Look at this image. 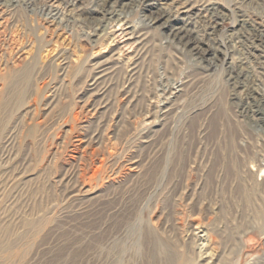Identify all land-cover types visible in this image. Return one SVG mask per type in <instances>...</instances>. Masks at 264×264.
Listing matches in <instances>:
<instances>
[{"label": "rangeland", "instance_id": "374dc122", "mask_svg": "<svg viewBox=\"0 0 264 264\" xmlns=\"http://www.w3.org/2000/svg\"><path fill=\"white\" fill-rule=\"evenodd\" d=\"M13 1L16 18L0 8V264H147L155 232L171 247L157 264H197L231 232L227 212L246 231L229 264L264 260V225L235 189L249 170L264 183V0H194L206 61L140 0L110 21L99 0ZM99 62L112 68L95 88Z\"/></svg>", "mask_w": 264, "mask_h": 264}, {"label": "bare ground", "instance_id": "6f19581e", "mask_svg": "<svg viewBox=\"0 0 264 264\" xmlns=\"http://www.w3.org/2000/svg\"><path fill=\"white\" fill-rule=\"evenodd\" d=\"M122 1H124V0H99L101 10H97V12L101 13L102 15H101V17H97L96 19L99 21H107L108 19H109V21L112 20L114 18V11H113L114 3L117 4V3H121ZM140 1L142 2L144 9H146L150 14L153 15L151 22L154 24L156 22H162L161 24L170 30V34H171V37L173 39L182 43L186 48H188L190 51L194 52L195 54H199L200 57L205 61L215 58L216 53L213 52L214 47L211 46L210 44H208L206 35L203 34L202 30L197 25V20L205 21L206 16H205V14H203V12H201V9H199L197 3L194 0H140ZM17 2H19V0H17ZM243 2H244V0H243ZM15 4H18V3L14 2L13 0H0L1 10L4 8L5 9L4 12L6 11L9 15H11L12 16L11 18H13L14 16L16 18V13H18V10H17L18 6ZM203 6H204V9H206L207 11H211V12L213 10L217 9V6L212 4V3H207L206 5H203ZM2 12H3V10H2ZM244 21H245L244 18L240 19L241 27L243 26ZM109 23H111V22H109ZM146 28H144V29H146ZM211 30L212 31L207 32L209 35L213 33L214 28L212 27ZM145 34L147 35V32L144 33L143 35H145ZM146 35H145V37H146ZM263 35H264V33H263ZM260 36H261L260 37L261 41L264 42V36H262V35H260ZM145 39L146 38H144L142 40H145ZM143 45H144V43H143ZM143 45H141V46H143ZM143 48H144V46H143ZM139 58H137V59H139ZM227 60L228 59L224 57L223 61L226 62ZM229 64L232 68H234V71L237 72L236 75L234 77H232V79L234 80L233 83L235 85L240 84L241 80L244 77V72L242 71L241 65H237L238 63L234 64L233 60H231V62H229ZM106 65L100 64V62L94 64L96 70H100L102 68L99 71L100 74H102L101 76L95 77V75H93V77H94L93 79L94 80L96 79V81L91 85L96 84L95 88H97L100 85V84L98 85V83H99L98 79L104 78L109 73L108 70H110L112 68V66L105 67ZM136 67H137V65L135 66V68ZM236 68L239 70L236 71ZM245 109H244V111H245ZM77 137L78 138L75 140V142L73 144V146L75 148H79L81 143H83V140L85 138L82 135H78ZM95 165H96V163H94V165H91L90 167H86V168L84 167L83 171L85 173H89V171H91ZM258 172H259V174L263 173L262 175H264V167L263 168L260 167V170ZM255 176H257V174L254 173V171L249 170L247 177L242 179V180H239L240 182H238L235 189H236L238 194L243 196V198L247 204V207L253 213L254 220L258 224L263 226L264 225V197L261 195L260 191H261L262 187H264V183H260L261 181L260 182L257 181ZM76 187H77V189H76L77 193L75 196H77L79 193L83 194L85 192L83 190V187H81L80 185H77ZM236 208L238 209L237 206H236ZM199 212H200V210H199ZM202 213L203 212H201V214ZM231 214H232L231 212H227L226 214H224L227 217L226 218L227 224L224 225L223 228H225V229L222 230V232L226 233V229H229V232L230 231L231 232L228 233V235L225 234L226 236H223L224 238H226L225 240L222 238L223 240L219 241L218 243L216 242V246H213L212 250L210 251V254L208 255V258H205L203 260V262H200L197 264H229L230 255L232 253V250H234L231 248L232 250L230 251V249H229L231 247L229 245L230 241H236L237 242L236 245L234 243V245L236 247L235 246L234 247L236 248L237 251H239V252L241 251V249L243 247L242 242H241V240H242L241 238L246 234V231H242L243 229L240 228L241 226L239 227L241 229V231H239V228H238L239 225L234 224V222L232 220L233 215H231ZM199 216L201 217V215H199ZM199 216H198V218H199ZM203 218H204V216H203ZM209 218H211V216ZM211 220H213V219H211ZM225 222H223V224H225ZM195 224L197 225V227L195 226V229L196 228L200 229L203 227V225L204 226L206 225V224H204V220L202 218H199L197 221H195ZM209 224H207V226ZM205 228H206V226H205ZM212 228L213 227L211 226V230H212ZM203 231L204 230H202L201 232H203ZM215 235H214V237H215ZM206 236H207V238H206ZM196 237H194V233L192 231L188 235V238L191 240L192 239L194 240V238H196ZM209 237H211V236L207 232L204 235L203 240H208ZM219 239H221V238H219ZM148 244L150 245L151 252L148 256L147 264H157L159 251L162 247H166L168 249L171 248L169 246V244H170L169 240L164 238V237L162 238V236L156 232L150 236V240H149ZM211 245H213V243ZM203 255L204 254L202 253L200 257H203ZM164 257H165V260L168 264H174L176 262V257L174 256V253L168 252L166 254V256H164ZM191 260L182 261L180 263L177 261L178 263H176V264H196V262L194 260L193 261H191ZM257 264H264V260H260Z\"/></svg>", "mask_w": 264, "mask_h": 264}]
</instances>
